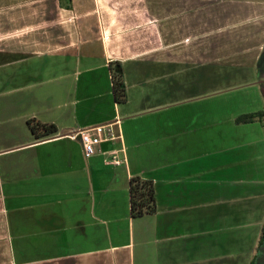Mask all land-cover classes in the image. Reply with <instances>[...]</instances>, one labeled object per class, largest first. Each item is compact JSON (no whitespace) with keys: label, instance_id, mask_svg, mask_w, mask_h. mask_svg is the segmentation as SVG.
I'll use <instances>...</instances> for the list:
<instances>
[{"label":"crops","instance_id":"1","mask_svg":"<svg viewBox=\"0 0 264 264\" xmlns=\"http://www.w3.org/2000/svg\"><path fill=\"white\" fill-rule=\"evenodd\" d=\"M263 62L264 0H0V264L230 263L218 231L250 197L236 119L260 109L225 94L264 99ZM30 119L58 131L36 139ZM110 124L122 139L90 157L69 136ZM133 176L155 214L131 218Z\"/></svg>","mask_w":264,"mask_h":264},{"label":"rangeland","instance_id":"2","mask_svg":"<svg viewBox=\"0 0 264 264\" xmlns=\"http://www.w3.org/2000/svg\"><path fill=\"white\" fill-rule=\"evenodd\" d=\"M264 66V64H263ZM264 73V71H263ZM264 76V75H262ZM263 92H264V81H263ZM248 89H240V90H230L226 92L225 95L234 99V103L236 104V98L244 97V101L242 102V107L244 109L256 111L258 109L264 110V99L255 100L252 98L254 95L252 91H247ZM246 92H251V97L249 98ZM224 95V96H225ZM264 124V120L262 122ZM243 129V137L242 139H238L234 137L233 143L237 144L239 142L250 141L249 146V166H250V176L248 183V197L243 203V207L248 209V213L244 212V216H241L234 220L235 227H232V230L228 233H223L219 228L218 238L226 237L229 240L231 237L235 236V241L233 242V253L231 256V262L228 264H249L250 259L253 254L256 252V246L258 245V239L261 237L262 227L264 225V127L259 122L251 123ZM114 131L118 133V128L114 126ZM98 148V147H97ZM96 148V149H97ZM97 152V151H96ZM237 152H234L233 158L237 159ZM92 156V155H91ZM90 157V156H89ZM95 167H90V176L92 177V170ZM228 206H232V204H228ZM124 215H127L124 212ZM238 222V223H237ZM221 226H228V222L224 219L220 222ZM236 225H238L236 227ZM122 226L126 231L127 221L122 223ZM229 229V228H228ZM249 231V232H248ZM248 232V233H247ZM247 234V237H246ZM246 242L247 246L244 244ZM247 249L246 253L244 252ZM249 259V260H248ZM248 260V261H247ZM247 261V263H246Z\"/></svg>","mask_w":264,"mask_h":264},{"label":"trees","instance_id":"3","mask_svg":"<svg viewBox=\"0 0 264 264\" xmlns=\"http://www.w3.org/2000/svg\"><path fill=\"white\" fill-rule=\"evenodd\" d=\"M109 68L115 101L120 104L125 103L127 101V91L122 64L120 62H113ZM263 120L264 110H260L243 114L236 119V122L240 124L255 121L263 122ZM28 127L36 139H46L58 131L56 125L43 123L36 119H30L28 121ZM129 197L131 218H139L157 212L155 186L152 180L143 179L140 176H133L129 182ZM251 264H264V225Z\"/></svg>","mask_w":264,"mask_h":264},{"label":"built area","instance_id":"4","mask_svg":"<svg viewBox=\"0 0 264 264\" xmlns=\"http://www.w3.org/2000/svg\"><path fill=\"white\" fill-rule=\"evenodd\" d=\"M72 138L79 139L83 145L84 154L89 157L94 155L97 147L103 142H113L122 139L121 131H114V124L99 126L94 128L79 129L69 134ZM124 152L123 148L113 151L110 163L114 165L122 164L120 153Z\"/></svg>","mask_w":264,"mask_h":264},{"label":"flooded vegetation","instance_id":"5","mask_svg":"<svg viewBox=\"0 0 264 264\" xmlns=\"http://www.w3.org/2000/svg\"><path fill=\"white\" fill-rule=\"evenodd\" d=\"M264 63V62H263ZM263 71H264V66H263ZM263 75H264V73H263ZM262 80L264 81V76H262Z\"/></svg>","mask_w":264,"mask_h":264}]
</instances>
